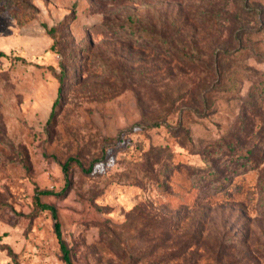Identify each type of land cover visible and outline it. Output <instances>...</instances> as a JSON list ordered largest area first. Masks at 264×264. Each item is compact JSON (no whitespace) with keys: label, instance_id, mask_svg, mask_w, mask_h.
I'll use <instances>...</instances> for the list:
<instances>
[{"label":"rangeland","instance_id":"obj_1","mask_svg":"<svg viewBox=\"0 0 264 264\" xmlns=\"http://www.w3.org/2000/svg\"><path fill=\"white\" fill-rule=\"evenodd\" d=\"M1 52L0 264H67L42 204L73 264H264V0H0Z\"/></svg>","mask_w":264,"mask_h":264},{"label":"trees","instance_id":"obj_2","mask_svg":"<svg viewBox=\"0 0 264 264\" xmlns=\"http://www.w3.org/2000/svg\"><path fill=\"white\" fill-rule=\"evenodd\" d=\"M0 54H3V53L1 52ZM61 81L63 82V78H61ZM58 102H59V100L57 99L55 101V103H54V106H56L58 104ZM42 193L43 194H49V193H51V191L45 190V191H42ZM42 207L44 209L49 210L52 213V216L54 218V228H55L56 235H57V237L59 238V241H60V246H61V250H62V253H63V259L65 260V262L67 264H73L71 256H70V251H69L68 247L66 246V244L64 243V241L62 239L61 223H60V220H59V215H58V211H57L56 207L53 206V205H50V204H42Z\"/></svg>","mask_w":264,"mask_h":264}]
</instances>
